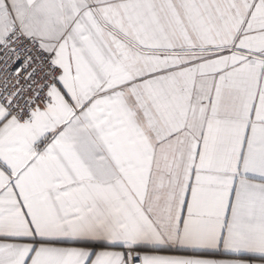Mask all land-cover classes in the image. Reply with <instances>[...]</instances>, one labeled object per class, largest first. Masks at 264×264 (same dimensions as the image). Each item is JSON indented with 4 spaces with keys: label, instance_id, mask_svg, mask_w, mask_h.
I'll return each mask as SVG.
<instances>
[{
    "label": "snow or ice",
    "instance_id": "1",
    "mask_svg": "<svg viewBox=\"0 0 264 264\" xmlns=\"http://www.w3.org/2000/svg\"><path fill=\"white\" fill-rule=\"evenodd\" d=\"M0 264H264V0H0Z\"/></svg>",
    "mask_w": 264,
    "mask_h": 264
}]
</instances>
